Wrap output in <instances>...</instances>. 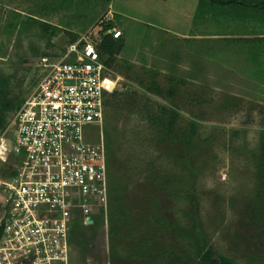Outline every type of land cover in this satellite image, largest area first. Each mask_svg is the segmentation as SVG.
I'll return each instance as SVG.
<instances>
[{"label":"rangeland","instance_id":"obj_1","mask_svg":"<svg viewBox=\"0 0 264 264\" xmlns=\"http://www.w3.org/2000/svg\"><path fill=\"white\" fill-rule=\"evenodd\" d=\"M219 12L200 11L195 0H0V90L10 100L33 92L41 58H60L68 33L98 38L110 19L123 33L108 87L122 97H112L103 123L111 196L107 208L89 215L101 217L98 229L77 213L73 263L195 259L198 229L203 247L235 264H264V197L256 196L264 182V43L225 40L264 33V18L217 20ZM155 73L165 95L176 88L172 102L140 85ZM171 111L180 140L198 126L194 153L164 134L158 120ZM90 137L99 142V128Z\"/></svg>","mask_w":264,"mask_h":264},{"label":"built area","instance_id":"obj_2","mask_svg":"<svg viewBox=\"0 0 264 264\" xmlns=\"http://www.w3.org/2000/svg\"><path fill=\"white\" fill-rule=\"evenodd\" d=\"M97 39L93 31L60 58H41L39 82L0 133V264H75L77 213L89 225L90 214L107 208L103 123L111 70ZM98 128L95 142L90 134Z\"/></svg>","mask_w":264,"mask_h":264},{"label":"trees","instance_id":"obj_3","mask_svg":"<svg viewBox=\"0 0 264 264\" xmlns=\"http://www.w3.org/2000/svg\"><path fill=\"white\" fill-rule=\"evenodd\" d=\"M215 7H217V10H220V12L218 14H216L217 15L216 17H218V18H216L217 20H221L223 18L230 19V16L232 14L235 15V13H239L238 14L239 16L242 15L243 13L255 14V16H261L262 18H264V0H200L198 8L200 11H202L203 9H204V11H206V10L214 11ZM234 10H237L238 12L237 11L235 12ZM245 10H246V12H244ZM204 19H207V18H204ZM213 19H215V17ZM251 20L249 22L246 19V21L249 23H252ZM236 23H238L237 25H240V28H246L248 26V24H246V22L241 23L240 21L235 22L234 20H231L229 25L235 26ZM101 26H104L105 29L102 30L100 33V37H99L98 43H97L98 44L97 49L101 55L102 60L105 62L108 69L111 70V68L113 67V64L116 63V60H115L116 57L123 52L124 44H123V41L121 40L122 38L116 40L113 38V36L106 35V33L108 31H110V29L112 30L113 26H112L111 22L107 23V24H103ZM15 29H16V27L13 28V30H15ZM68 34H70V37H71L70 44L75 43L79 38L78 36L72 35L71 33H68ZM240 35H242V34H240ZM225 40H228V41L239 40V41H246V42L252 41V42H256V43H264V33H255L254 35H252L250 37L242 35V38H238V39L225 38ZM157 75H158V73H155L153 75L149 86H146L143 83H140V85L145 90H147L148 92H150L156 96L164 97L168 102H172L173 97H175V95H176V88L172 89L171 91H169L165 95V92L162 89L158 88V86L156 84L155 76H157ZM170 81L175 83L176 85L177 84H179V85L185 84L184 81L173 79V78H171ZM2 83L3 82H1V84ZM109 85L110 84L108 82L107 86L109 87ZM154 87H156V89H154ZM112 97L115 100H118V98L122 97V96L120 94H115L114 96H111L110 94H108L107 100H106V112H107V109H109L111 106ZM123 98L126 99V97H123ZM23 101L20 102L18 100H10L8 94L5 91L0 90V133L7 126L8 116L12 112L17 111L19 109V107L22 105ZM170 113H169L167 119L161 118L158 120L160 123H162L164 134L166 135V137H168L172 141L180 142V144L190 154L194 153V150L192 148V140H193V136L196 135V133H197V127L198 126L196 124H191L190 134L187 135L185 140H180L179 138H177L176 131H175L176 123L178 120L177 113L174 111H171ZM104 139L105 140L108 139L107 133L106 134L104 133ZM106 150H107V158L109 160L108 146L106 147ZM262 152L264 155V147L262 148ZM189 155H186L182 159L184 164H186L187 166L190 165ZM263 160H264V157L262 158V161ZM108 167H109V163H108ZM194 173H195V175L197 174L195 170H194ZM109 176H110V196H111V172H110V168H109ZM193 181H194V179L191 181V183H193ZM256 196L258 199H261L264 197V182L263 181H261L259 183V188L257 190ZM89 219H90V221H91V219L94 221L95 230L98 229V227H99L98 224L100 223L101 217L95 216L94 218L89 217ZM79 224H81V223L76 220L75 224L73 226V230L71 232V237H70L72 243L75 241V238L79 234V232H78L79 231V229H78ZM195 233H196V237L198 240V249L196 248V254H195L196 258L191 259L189 256H186V257H183V259H179V261H177L176 264H235L233 260L226 258V257H222L221 255L217 254L212 249H207V248L203 247L202 236H201L202 234H199L200 232L198 231V229H195ZM2 234H3V226L0 227V239H1ZM111 235L114 236L115 233L112 232ZM189 237L191 238V236H189ZM80 244L83 245V243H80Z\"/></svg>","mask_w":264,"mask_h":264},{"label":"crops","instance_id":"obj_4","mask_svg":"<svg viewBox=\"0 0 264 264\" xmlns=\"http://www.w3.org/2000/svg\"><path fill=\"white\" fill-rule=\"evenodd\" d=\"M178 1H185V0H178ZM196 2H197V4H198V7H199V2H200V0H195ZM194 2V1H193ZM210 18H211V16H210ZM111 21H113V19H110ZM110 21V22H111ZM112 23V22H111ZM119 31V30H118ZM122 32V31H121ZM122 35H123V33H122ZM207 36H209V37H207V38H218V36L219 37H223V35H217L216 33L214 34V33H209V35H207ZM228 36H230V35H228ZM239 36V38H242V35H238ZM123 37V36H122ZM198 37H200L201 38V36H196V37H194V38H198ZM184 38V37H183ZM224 38V37H223ZM226 38H231V37H226Z\"/></svg>","mask_w":264,"mask_h":264},{"label":"water","instance_id":"obj_5","mask_svg":"<svg viewBox=\"0 0 264 264\" xmlns=\"http://www.w3.org/2000/svg\"><path fill=\"white\" fill-rule=\"evenodd\" d=\"M113 31H110L109 33H107L106 35H112ZM89 225L91 224L90 220L88 221Z\"/></svg>","mask_w":264,"mask_h":264},{"label":"clouds","instance_id":"obj_6","mask_svg":"<svg viewBox=\"0 0 264 264\" xmlns=\"http://www.w3.org/2000/svg\"><path fill=\"white\" fill-rule=\"evenodd\" d=\"M113 29H114V28H113ZM113 29H112V30H113ZM112 30H110V31H112Z\"/></svg>","mask_w":264,"mask_h":264}]
</instances>
